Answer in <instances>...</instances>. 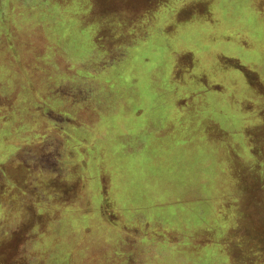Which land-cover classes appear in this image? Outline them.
Listing matches in <instances>:
<instances>
[{"label": "rangeland", "instance_id": "obj_1", "mask_svg": "<svg viewBox=\"0 0 264 264\" xmlns=\"http://www.w3.org/2000/svg\"><path fill=\"white\" fill-rule=\"evenodd\" d=\"M261 111L264 0H0V199L13 183V200L37 207L57 172L64 180L53 194L74 204L81 182L64 173L84 172V205H50L60 221L46 243L41 237L47 250L37 249L41 259L51 255L47 264H125L131 249L120 244L121 229L156 214L153 240L127 243L142 257L133 264L218 260L219 249L199 250L188 229H174L180 241L168 236L178 211L211 207L189 200L217 191L222 160L210 143L245 147L236 132ZM39 153L47 173L36 178Z\"/></svg>", "mask_w": 264, "mask_h": 264}, {"label": "crops", "instance_id": "obj_2", "mask_svg": "<svg viewBox=\"0 0 264 264\" xmlns=\"http://www.w3.org/2000/svg\"><path fill=\"white\" fill-rule=\"evenodd\" d=\"M176 1L178 2L179 0ZM262 113L264 112H260L258 121L263 119ZM258 121L254 125L250 123L244 129L236 132L237 134L241 131L244 132V140L247 141L245 147L240 145L237 139L226 146H222L221 143L217 142L210 143L212 157L220 155L222 160L218 163L215 173L217 191H214L213 195L206 196L198 190L190 195L191 198L189 200L196 199L207 204L211 203V207H205L202 212L203 215L198 212H192V210H189L188 214L178 211V215L174 218V223L177 225L172 226L171 235L168 236L170 241H180L178 238H173L174 233H178L176 230H182L186 233L188 229L189 237L196 240L199 250L213 248L216 251V249H219L218 253L222 256L218 260H216V257L213 258L214 263L212 262L211 264H264V210L261 208L264 207V119L261 124ZM48 133L43 135L41 140L43 149L46 148V145L52 144ZM134 149L135 151L137 150V155L138 152L141 153L142 151L141 146H134ZM237 149H243L242 158L238 157ZM246 150L248 153H246ZM245 154L249 156L246 157ZM45 163L46 161L39 153V159L35 165L36 170L40 171L41 174L37 172L36 178L47 173L44 167ZM221 163H226L224 169L219 166ZM251 169L255 173H251ZM61 174L56 172V176H51L49 180H52V183L49 187L52 188H44L43 192L46 193L44 196L38 194L42 197L35 203V205H38L37 207L30 204L29 199L22 195H16L18 199L13 200L12 196L15 195L13 189H11V187H15L13 183L7 188L6 195H8V198L0 199V236L7 233L9 237L6 239L0 237V264L50 263L52 260H48L51 256L50 254L41 259L37 253V249L45 247L44 251L47 250L49 244L44 245V243H46V239H49L46 235H51V230L54 232L56 225H59L60 216L57 211L51 209L50 205L68 207L77 202H82L79 205H84L87 201V196L85 195L87 190L82 179L84 172H79L78 170L77 172L64 173L66 174L64 178L68 181L76 178L75 181L80 179L81 191L79 195L83 196L82 200L78 199L74 204H68L63 201L66 193L53 194V187L62 185L61 181L64 179ZM3 178L10 180L7 175ZM57 178L58 180H56ZM23 179L25 181V178ZM57 181L58 183H56ZM82 182L84 186H82ZM39 185L46 187V180L44 183H39ZM8 192H12V194H8ZM25 193L31 199L37 197V195L35 197V192L32 191L31 193L30 189ZM67 194V196L72 195ZM11 204L12 206H10ZM43 207H47V210ZM231 207H247V209L249 207H258L260 211H254L257 216L253 214L248 216L241 214L239 216V212L233 215ZM115 208H117L116 212H120L119 208L121 209L122 207ZM38 212L44 213L38 215ZM138 216L136 215L137 218L134 217L132 219V222L128 224V228L121 229L118 236L119 241H121L120 244L126 243L127 247L131 249V252L125 251L124 256L119 260L125 264H133L135 263L134 261L142 259L141 254L135 256L130 254L133 246L131 247L129 244H142L143 238L153 240V237H155V230L157 229L155 225L157 226L159 222L158 214L155 215L153 222H148L146 219L141 221ZM153 227L155 229L150 230ZM139 228L143 229V231L138 230ZM174 229L176 230L174 231ZM146 230H150V233L146 234ZM15 231L21 232V235H16ZM113 233L117 232L114 231ZM42 236L46 237H44V243ZM113 238L115 237L110 236V239ZM157 241L163 242L164 238L160 236ZM3 256L6 260L3 259ZM45 259L46 261H44ZM111 263L115 262L111 261Z\"/></svg>", "mask_w": 264, "mask_h": 264}]
</instances>
